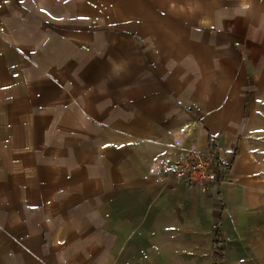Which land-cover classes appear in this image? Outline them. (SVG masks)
I'll return each mask as SVG.
<instances>
[{"label": "crops", "instance_id": "crops-1", "mask_svg": "<svg viewBox=\"0 0 264 264\" xmlns=\"http://www.w3.org/2000/svg\"><path fill=\"white\" fill-rule=\"evenodd\" d=\"M122 1L185 38L115 90L83 82L65 0H0V264H264V0ZM193 149L211 193L171 176Z\"/></svg>", "mask_w": 264, "mask_h": 264}, {"label": "rangeland", "instance_id": "rangeland-1", "mask_svg": "<svg viewBox=\"0 0 264 264\" xmlns=\"http://www.w3.org/2000/svg\"><path fill=\"white\" fill-rule=\"evenodd\" d=\"M65 1L67 39L80 41L81 46H77V50H82L83 82L97 78L102 88L118 90L127 86L137 87L140 73L175 67L177 42L181 37L185 38V34L177 32V26L184 22L163 18L162 21H156L162 27L160 30L143 29V32L139 31L138 15L125 11L122 0ZM139 3L140 0H131V10L137 9ZM175 6L186 12L185 7L176 2ZM146 23L142 24L145 26ZM161 39L166 42L165 46L156 43ZM71 254L66 250H55L50 255L52 263L59 257L64 264ZM35 257L40 260V256ZM0 259L16 261L14 250L2 251Z\"/></svg>", "mask_w": 264, "mask_h": 264}, {"label": "built area", "instance_id": "built-area-1", "mask_svg": "<svg viewBox=\"0 0 264 264\" xmlns=\"http://www.w3.org/2000/svg\"><path fill=\"white\" fill-rule=\"evenodd\" d=\"M171 176L185 180L191 186L211 193L220 180L219 162L213 150H191L187 157L173 167Z\"/></svg>", "mask_w": 264, "mask_h": 264}, {"label": "trees", "instance_id": "trees-1", "mask_svg": "<svg viewBox=\"0 0 264 264\" xmlns=\"http://www.w3.org/2000/svg\"><path fill=\"white\" fill-rule=\"evenodd\" d=\"M217 255H218L219 258H221V250L217 251Z\"/></svg>", "mask_w": 264, "mask_h": 264}]
</instances>
